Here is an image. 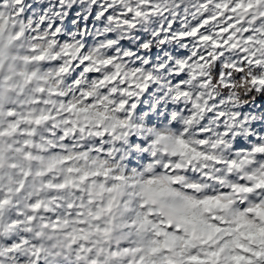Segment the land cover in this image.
<instances>
[{"label": "snow or ice", "instance_id": "obj_1", "mask_svg": "<svg viewBox=\"0 0 264 264\" xmlns=\"http://www.w3.org/2000/svg\"><path fill=\"white\" fill-rule=\"evenodd\" d=\"M0 264H264V0H0Z\"/></svg>", "mask_w": 264, "mask_h": 264}]
</instances>
